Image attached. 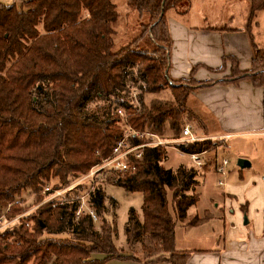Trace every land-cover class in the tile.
I'll return each instance as SVG.
<instances>
[{
	"label": "trees",
	"instance_id": "1",
	"mask_svg": "<svg viewBox=\"0 0 264 264\" xmlns=\"http://www.w3.org/2000/svg\"><path fill=\"white\" fill-rule=\"evenodd\" d=\"M250 3L251 29L264 12V0ZM189 4L190 0H128L145 23L141 35L118 50L114 35L120 17L114 0L0 5V216L9 204L13 205L8 218L31 208L24 206L25 191L34 195L36 205L48 183L59 179L71 184L100 162L98 153L108 157L125 135L114 106L125 109L128 124L137 131L181 135L190 91L186 82L211 85L198 83L193 76L174 81L169 75L173 42L169 13L186 14ZM145 39L151 48H141ZM256 49L251 72L240 71L236 58L225 57L221 72L230 63L231 75L222 82L250 80L264 91V49L257 45ZM168 87L173 102L145 103V95ZM132 89L139 92V107L128 99ZM95 97L111 103L105 119L89 113ZM211 143L179 148L200 153L210 150ZM167 159L164 147H151L134 174L103 173L88 200L100 217V228L89 215L76 219V201L37 208L26 218L31 227L22 224L0 233V264H109L115 259L187 264L189 255L175 247V230L178 223L191 227L205 220L186 223L189 210L199 201L200 171L184 164L168 169ZM105 185L143 194L142 213L130 209L125 226V243L132 254L141 253V259L123 257L117 247L116 216L110 220L113 200Z\"/></svg>",
	"mask_w": 264,
	"mask_h": 264
},
{
	"label": "crops",
	"instance_id": "2",
	"mask_svg": "<svg viewBox=\"0 0 264 264\" xmlns=\"http://www.w3.org/2000/svg\"><path fill=\"white\" fill-rule=\"evenodd\" d=\"M207 1L190 0L191 7L186 14L170 11L168 20L173 42L169 75L175 81L190 80L193 76L198 83L210 82V86H197L192 94L197 112L205 114L206 130L211 135L208 137L231 135V141L253 138L261 149L264 165V91L250 80L222 82L230 76V63L221 72L225 57L236 58L240 71H252L256 45L264 49V12L256 19L257 33H254V28H249L250 0H225L223 18L207 27L202 24L209 19L205 12L192 16L193 7L202 4L207 7L210 3L214 7L221 2ZM227 6L231 10H227ZM251 180L253 184L242 185L243 191L239 185L229 186L227 181L226 187L222 188H228L229 198H225L223 208L212 211L196 226L187 227L180 223L184 232L181 241L191 239L198 244L204 241L214 245L217 238L222 246H211L213 250L208 252L179 248L176 227L175 247L178 252L189 255L187 264H264V176ZM250 185L254 187L248 188ZM245 216L248 224H245ZM204 226L210 227L204 229ZM130 263L112 260L109 264Z\"/></svg>",
	"mask_w": 264,
	"mask_h": 264
},
{
	"label": "rangeland",
	"instance_id": "3",
	"mask_svg": "<svg viewBox=\"0 0 264 264\" xmlns=\"http://www.w3.org/2000/svg\"><path fill=\"white\" fill-rule=\"evenodd\" d=\"M26 0H0V5L4 6H12L16 5V7L20 8L23 2ZM225 0H221L218 4L216 3L214 7H212L211 3L209 6H204L203 4L201 6L198 5L197 8H192V16L194 13H199L201 11L205 12L209 19L207 23H202L203 26H210L213 24V22L216 20L223 18L225 8ZM115 4L118 8L119 13V23L116 25L115 30L116 33L114 35L115 44H116V50L119 48L128 45L133 40H135L137 37L141 35L142 27L141 24L145 23V20H141L139 17V14L134 9L130 8L128 5V0H114ZM209 2V0L207 1ZM194 6V5H193ZM189 7H191V4H189ZM224 9V10H223ZM190 10V8H189ZM227 10H231L229 6H227ZM177 12V10H174ZM180 12V11H179ZM182 15V13H179ZM257 26H252L254 28V33H257ZM256 39L259 37L257 35ZM150 43L147 39H145L143 42H141V48H151ZM170 69V68H169ZM231 75V73H230ZM175 81V80H174ZM186 85H190L188 87L189 91V97L187 99L186 103V113L182 115L181 118V125L184 126L185 124H190L193 127L194 134L198 137H208L211 136L207 133L206 126H205V114H201L197 112L196 107L193 103L194 96L192 95L195 88L197 87V84L194 82H186ZM136 90V89H132ZM132 91L129 93L128 99H132ZM134 94H137L136 97L139 98V92L138 90L133 91ZM173 92L171 88H166L163 91L159 93H151L148 95H145L144 101L147 105H150L152 102L155 101H162V102H173L174 100ZM115 101V99H113ZM110 102H106L103 100H100L98 97H95L89 104V113L93 116H96L100 119H105L107 112L110 107ZM212 124V123H211ZM166 138V140L173 141L178 140L179 137L176 135L174 136L173 133L167 132L166 136H163ZM218 137V136H217ZM213 138V137H212ZM212 144V143H211ZM174 145V144H173ZM177 148V147H176ZM167 151L168 159L164 163V166L168 169H177L180 165L184 164L185 167L189 169L191 167V162L184 156L182 151H178L175 149V146H171L168 148H165ZM181 150V149H180ZM210 153L213 152V147L211 145V149L209 150ZM225 155L229 161L230 165L228 167L229 176H228V184L230 185H239V188L242 187V185L247 183H252L253 180H251L252 177L261 178L264 176V165L262 162V152L257 145V142L253 138L249 137H242V138H236L231 141V148L228 152H226ZM240 159H247L252 164L251 168L241 170L238 167V161ZM204 172V171H203ZM200 171L199 182L200 186L197 188L196 192L200 194L198 203L192 207L189 210V218L186 220V223L190 220H193L195 218H204L205 219L209 216V214L212 211L217 212L220 208L224 207V200L225 198H229L227 194V189L219 187L218 186V177L210 170V167H206L205 173ZM84 175V174H81ZM80 176V175H79ZM103 174L100 176L103 178ZM101 180V179H100ZM263 181V180H262ZM74 182V181H73ZM100 182V181H99ZM257 183L259 181H256ZM61 183L59 179H55L51 181L49 184H57ZM264 183V181H263ZM64 184V183H62ZM99 184V183H98ZM253 184V183H252ZM254 187L253 185L248 186V188ZM241 191L242 188H241ZM105 192L107 197L113 200V204H111L112 212H111V219L116 216V244L118 249L121 252V255L123 257L127 256H137L141 259V253L138 255L132 254L125 243V226L129 218V211L130 209H135L139 214L142 213V206L144 202L143 194L142 193H128L122 188L115 186V185H105ZM23 201L24 206L26 207H32L34 205V195L31 194L30 191H25L23 193ZM169 203H170V209L172 214H174V208H173V202H172V195L169 193ZM205 210H208L205 212ZM205 212V213H204ZM246 217V216H245ZM244 217V219H245ZM177 238H178V246L179 248H190L189 250L192 251H201V252H208L209 250H213L211 246H214V248L218 245L222 246V242L219 243V241L215 240V244L212 243H205L203 241L202 244H198L194 242L193 240L189 239V241L183 242L181 241L183 239L184 232L181 230L180 223L177 224ZM101 222L99 223V226H96L97 228H100ZM242 224H240V227L242 228ZM210 226H204V229L208 228ZM212 227V226H211ZM250 228L253 229L251 226ZM223 232V228L221 229V233ZM205 233V232H202ZM218 241V242H217ZM189 246V247H188ZM193 252V251H192ZM94 257H98L95 255ZM118 260V259H115ZM125 260V259H120ZM128 262H131L130 264H147L145 262L138 263L135 260H126ZM111 262V261H110ZM171 264L168 262H162L157 264Z\"/></svg>",
	"mask_w": 264,
	"mask_h": 264
},
{
	"label": "built area",
	"instance_id": "4",
	"mask_svg": "<svg viewBox=\"0 0 264 264\" xmlns=\"http://www.w3.org/2000/svg\"><path fill=\"white\" fill-rule=\"evenodd\" d=\"M137 94L132 93L131 104L134 107H139V98ZM115 113L121 118L120 124L125 131L123 138L118 140L108 157H100V162L92 167L90 171L84 175L78 176L73 183L64 185L62 183L47 184L41 193L42 201L26 212L18 214L12 218H8L12 205L9 204L6 211L0 216V233L5 229L25 224L31 227V222L26 218L33 213L37 208L52 204L54 207L61 203L78 202L79 208L76 212V219L81 215H89L95 226H99L101 222L95 209L90 207L88 200L91 193L97 188L101 179V175L105 172L121 173L132 175L137 170V164L143 162L145 151L151 147L168 148L175 146L179 152L181 145L198 143L200 141H211L213 152L209 150L203 152H180L191 162V165L199 170L204 171L206 167H211L212 171L218 177V186L226 187L228 178L229 159L223 155L231 148V135L218 137H198L194 134L193 127L190 124H185L182 128L181 135L178 140L169 141L153 130L137 131L133 129L127 122V113L125 109L114 106ZM137 141V142H136ZM174 144V145H173ZM177 147V148H176ZM78 188H83L85 192L77 193Z\"/></svg>",
	"mask_w": 264,
	"mask_h": 264
},
{
	"label": "water",
	"instance_id": "5",
	"mask_svg": "<svg viewBox=\"0 0 264 264\" xmlns=\"http://www.w3.org/2000/svg\"><path fill=\"white\" fill-rule=\"evenodd\" d=\"M238 167H240L241 169L250 168L251 167V163L247 159H240L238 161ZM245 224H248L247 217H245Z\"/></svg>",
	"mask_w": 264,
	"mask_h": 264
}]
</instances>
